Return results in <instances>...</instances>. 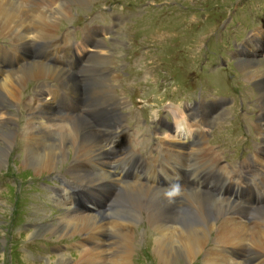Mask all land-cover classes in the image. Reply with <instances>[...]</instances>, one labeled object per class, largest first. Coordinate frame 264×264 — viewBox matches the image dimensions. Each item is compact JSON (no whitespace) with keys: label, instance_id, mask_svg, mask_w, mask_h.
I'll return each instance as SVG.
<instances>
[{"label":"rangeland","instance_id":"374dc122","mask_svg":"<svg viewBox=\"0 0 264 264\" xmlns=\"http://www.w3.org/2000/svg\"><path fill=\"white\" fill-rule=\"evenodd\" d=\"M61 2L69 4L71 2L72 4L73 0H63ZM69 10L71 11V16L65 22H62L61 19L59 23L60 30H58V35L61 37L69 35L67 39L64 36L62 37L64 45L66 43L67 46L74 43L76 45L79 41H84V35L88 28L89 30H99L98 26H100L102 27L101 32L115 31L114 34H103L102 37H99L100 40H97L96 43L101 41L99 44L100 50L88 48L89 52H85L87 54L85 58L83 54H79V56L88 60L91 57L89 54L98 51L103 54L107 53L106 56L114 57L115 63L110 66L118 75L115 89L118 96L125 102L119 112L123 110L126 114V119H132L128 121L129 130L125 137L129 144L126 146L130 152L132 148L135 149L138 152L137 155L147 161L148 164L154 166L164 165L177 158L172 153L170 158L167 159L164 149L158 146V141L161 137L158 136V132H164L161 124L164 120L171 121L173 116L174 122L172 126L174 130L177 131V128L183 130L182 123L184 122L180 123L181 121L175 118L174 112L181 110L180 108L186 107L188 104L192 105L194 97L204 89L230 96L233 93L232 87L240 86L245 100L248 101L247 108L253 105L254 109L258 107L255 104L260 102L256 101L254 91L243 86L238 74L233 69H228L229 66L228 68H211L207 66V57L203 54L205 48H209L218 57L217 55L231 48V45L241 43L248 36L255 43L262 44L264 38L258 33L261 34L264 23L258 17L264 14V0H91L88 4L71 5ZM58 17L61 18L60 16ZM51 41H44L46 46L42 48L44 57L52 53L57 54L54 49H56L58 40L56 39L52 42L55 44L54 48L51 47ZM246 42H243V44ZM6 46L13 50L10 38H0V47L5 48ZM81 46L84 47V44L82 43ZM250 48L253 47L250 45ZM38 52H41L40 48L36 49V53ZM33 53H35L34 50ZM36 61L38 60L36 59ZM262 61L264 62V55ZM262 61L248 60L251 65L253 63L256 64L260 70H258L260 72L259 77L257 76L254 79L253 77L248 78L246 74L241 72L243 68H240V60L235 58L241 77L245 78L256 90L257 86L264 85V65H262ZM72 64L68 63V66L70 67ZM86 65V61H84L75 72H69L71 74L75 73V78L72 80L68 78L62 80L49 78H42V80H37L38 78L35 80L28 79L20 87L22 102L20 100L17 105L11 107V117L10 113H5L6 119L12 120V122L6 124L7 127L6 125L4 126L5 129L11 128L19 138L17 137V141L15 138L13 148H11V152L9 151L8 163L6 162L5 168L0 171V264H46L50 259H53L52 262L54 264H87L81 260L77 261L82 250L89 249L86 246L81 247L83 245L80 244L83 240L81 237L73 235L69 237L67 235L62 239H56V236L49 234L47 236L45 233L43 234V231H38L42 224H54L57 219H62L64 212L68 209L72 214L85 215L82 213H86L82 210L74 212V205L71 200L64 201V203L62 202L63 200L59 201L61 200V195L58 192L62 191L63 188H71V186L63 184L62 181L66 178L71 179L70 174H68L70 178L66 177L69 165L64 166L59 173L37 175V177L30 174L32 170L22 165L23 156L28 150V145L31 144L24 134L28 126L26 118L30 114L24 104L33 105L34 102L38 103L36 98H39L38 93L44 83H50V88L54 90H58V87H61L72 91L67 85L69 82L75 85L76 79L83 78ZM16 66L19 67L18 65ZM62 68L67 69L66 66ZM81 69L83 70L82 72ZM230 70H233V72H230ZM103 71H105V75H108L109 68H104ZM232 73L235 76L231 77ZM246 81L244 82L247 83ZM220 87H223V89ZM85 91L86 87L84 84L80 87V91L76 90L74 92L79 94L74 99H71V95L61 94L63 96L59 99L55 115L63 116L67 113L73 116L75 122L82 117L93 126L88 116L93 111L86 107L89 97ZM90 91L91 95H93V92L95 93L94 88H91ZM0 93L2 95V91ZM257 93L259 98L262 97L264 99L260 92L257 91ZM95 95H101L100 98L96 99L97 101L107 99L103 94L95 93ZM75 99L78 102L77 108L74 107ZM170 105L172 106L169 109ZM99 109L103 108H97V110ZM164 111H167V113H164ZM251 112H253L252 116H255L256 113L253 109ZM1 113L2 110H0ZM226 120L227 122L224 123ZM216 121H218L215 123L216 128L210 129L209 132L210 141L208 143L213 148L208 152L211 154L209 158L221 155L223 160H227L230 164L233 162L231 164L233 167H237L242 161L250 159L254 152L248 153L245 148H253L254 142L255 146L258 142L262 143L256 132H252L254 131L252 130L254 122L250 121V117L242 115L239 111V106L235 103L229 110L222 112ZM188 128L189 131L186 132L187 136L185 139H190L189 136L192 135L193 129L206 131V127L201 125ZM136 132H139L140 135H137ZM131 135L135 137L134 144H131ZM247 136L249 137L248 139ZM170 138L179 139L180 137L178 138L174 135L170 136ZM231 138L239 139L238 142H232L231 144L232 147H237V151L233 154L224 152V149L228 148L226 143ZM206 143L204 144L207 146ZM0 144L2 143L0 142ZM119 147L123 148V144L120 143ZM183 159L190 160L192 166L197 162L195 154ZM144 160L141 161L143 163L141 169L146 175V171L151 170L144 164ZM208 161L211 162L213 160L208 159ZM197 163L199 168L202 161ZM87 165H89L88 168H86ZM87 165L80 162L77 164L80 170L97 174L95 170L91 169L96 168L95 165ZM245 174L240 178L229 180V182L253 191L258 195H264V193H260L254 188L257 182L259 187L264 186V172L261 167ZM258 180L262 181L259 182ZM152 181V179L147 178L146 184L149 185ZM44 184L51 185V187H47ZM101 196L105 203L107 197ZM156 202L154 199L153 207L157 206ZM4 203L5 208L1 210ZM114 205L115 202L108 211L115 210L118 207ZM153 207L144 209L153 211ZM141 212L139 211L137 214ZM227 213L230 214L229 211ZM43 215L47 216H45V221L41 222V216ZM67 215L70 216V213H67ZM121 217L125 221L127 220L126 222L132 220L126 216ZM259 217L264 219V215ZM114 218L110 221L108 220V223L118 222L117 225L124 223L122 219ZM141 222L142 220L137 222L135 227L130 226L132 222L127 225L128 228H133V235L137 237L135 240L138 243H142L141 245H135L131 256L133 257L132 264H158L153 256L154 244L158 235L150 232L146 234L145 221ZM177 224H180V222ZM105 227L107 234L109 231L114 232L113 228L109 227V224L106 223ZM100 231L99 229L100 236L106 241L105 246H103L106 252L102 254V264H115V259L118 260L116 264H122L116 258L120 251L124 253L121 248L122 240L117 238L114 233L115 236L113 235V237L110 235L102 236ZM99 241L101 240L99 239ZM44 243L52 246L51 252L49 249H43ZM122 247L125 248L123 245ZM24 260H28V262H24ZM194 264H201V261L197 259Z\"/></svg>","mask_w":264,"mask_h":264},{"label":"bare ground","instance_id":"6f19581e","mask_svg":"<svg viewBox=\"0 0 264 264\" xmlns=\"http://www.w3.org/2000/svg\"><path fill=\"white\" fill-rule=\"evenodd\" d=\"M61 1L63 0H0V38H10L13 50L19 53L16 57L18 60L11 64L0 60V91H2V95L0 93V110H2L0 114V142L2 143L0 144V171L5 168L9 159V151L11 152L15 138L17 141L18 137L11 128L5 129L4 126L8 122H12V120L6 119L5 113H10L11 117V107L17 105L18 101L21 100L20 87L23 86L22 84L28 79L35 80L36 78H38L37 80H42V78L52 80L68 78L72 80L75 78V73L71 74L67 69L62 68L65 66L64 61H50L45 58L46 56L44 57L42 54V48L46 47L44 45L45 40H52V43L59 38L63 41L60 39L61 36L58 35L59 23L61 19L62 22H65L71 16L69 10L71 5L88 4L91 0H73L72 4L71 2L69 4ZM102 33L104 34L105 31L89 30L88 28L84 35V47L81 46L80 49L79 46V49L81 51L86 50L85 52L88 51V48L100 50L101 47L96 41L99 40L98 37ZM63 36L67 39L69 35ZM52 44L51 47L54 48L55 44ZM64 46H67V43ZM68 46H72V44H68ZM246 46L249 50L250 45ZM262 47H264V42ZM34 48H40L41 52L33 53ZM8 50L6 47H0V54H6ZM106 54L98 51L93 55L89 54L91 57L86 61L84 79H76L75 85L71 82L67 85L72 91H80V87L85 84V92L89 97L86 107L90 111L92 110L98 118V125L95 126V129L82 117L76 119L75 122L74 118L69 120L68 116L60 118L49 114L53 111L54 104L50 103L46 97L54 94V98L57 100L59 94L58 90L50 88V83L42 84L38 93L39 98H36L37 104L35 102L33 105L24 104V107L30 112L29 117L26 118L28 126L24 134L31 144L28 145V150L23 156L22 165L32 170L30 174L37 177V175L59 173L68 164L66 177L70 178L68 175L70 174L71 179L61 180L63 184L72 187L69 190L63 189L64 196L70 199L72 197L70 190L88 185L90 189L86 186V190L97 194L99 198L94 204L95 210L82 213L85 215H77L72 214L68 209L64 212L65 214L63 213L62 219H55L54 224L46 223L45 225L44 223L38 231H43V234L45 233L47 236H56V239H62L67 235L69 237L72 235L81 237L83 239L80 242V244H83L81 247L86 246L89 249L82 250L77 261L81 260L87 264H102L103 262L102 254L106 252L103 246H105L106 241L100 236L99 229L102 236L110 235L113 237L116 234L117 238L122 240L121 248L124 250V253L120 251L116 258L122 264H132L133 257L131 256L135 245H141L142 243L135 240L137 237L133 235V228H128L127 225L132 222L130 226L135 227L137 222L142 220V222L145 221L146 234L150 232L158 235L153 249V256L158 264H194L197 259L201 261V264H264V219L259 217L264 215V207L254 209L251 206L234 204L230 202L229 198L221 199L212 196L210 194L211 189L200 191L185 188L183 192L169 189L161 190L145 185L141 178L140 181L136 182H121L127 172L119 170L117 166L124 167L122 166L124 163L129 166L131 162L138 164L135 165L136 169L141 166L137 157H135L138 152L133 148L131 152L124 148L129 144L125 137L127 131L124 129L127 127L124 123L126 114L123 110L119 112V109L125 105V102L118 96L115 89L118 75L110 66L115 63L114 57L106 56ZM69 56V53H67V57ZM249 64L250 62L246 60L240 61V68H243L241 72L246 74L248 78L253 77L256 79L260 74V70L256 64ZM16 65L20 66L13 67ZM107 67L109 68V74L105 75L103 69ZM6 70L12 71L7 72ZM100 83L101 85H99ZM91 88H94L95 93L103 94L107 99L97 101L96 99L100 98L101 95H95L94 92L91 95ZM257 91L264 96V85L257 86ZM257 101L260 103L255 109L264 107L262 97ZM97 108H103V110L100 111ZM84 110L86 111V109ZM260 114L262 116L257 119V127L253 126V130L264 143V111L260 110ZM174 115L178 121H181L180 123L184 122L182 123L183 130L177 128L175 132L177 133L175 137H180L179 139L173 138L167 142L163 140V142H166L164 147H169L171 152L185 150V147L190 149L188 141L193 136L196 137L199 130L193 129L192 135H188L190 139H185L186 132L189 131L188 127H194L195 125L206 127L210 125L209 120H198L195 116H190L186 120L181 110H176ZM220 115L221 113L218 116L220 117ZM203 132L205 131L200 130V134ZM136 134L140 135L139 132H136ZM167 137L169 135L164 138ZM134 142L135 137L131 135V144H134ZM120 143L123 144V148L119 147ZM206 144L207 146L205 144L197 146L188 153H178V156L187 158L195 154L196 161H202L200 167L203 169L218 167L221 162L220 156L209 158L211 154L208 152L213 148L209 143ZM256 146L259 155L264 156V145L258 143ZM208 159L213 161L209 162ZM260 160V167L264 168V157ZM79 162L85 165L97 166L99 169V171L97 170L98 174L80 170L77 166ZM197 162L194 163L193 167H198ZM86 168H88V165ZM162 173L168 175L169 169ZM202 174L204 179H208V172L202 171ZM137 176L140 177L138 173ZM159 176H161V173L158 171L152 174L153 179ZM227 180L225 177L222 178V181ZM222 181L215 189L223 192L230 191L229 186H226ZM197 184L198 181L196 180L193 185ZM118 188H121L120 192ZM221 191L218 192L217 190L218 196L223 193ZM107 193H110V198L112 196L115 199V205L118 207L115 210L112 209L99 214L106 206V202L104 203L101 195L108 197ZM154 199L157 201V206L153 207ZM59 201L61 202L62 199ZM2 207L1 210H4L5 203ZM146 207H153V211L145 210ZM139 211L142 212L137 214ZM228 211L230 214L227 213ZM251 212L254 213L249 216ZM67 213H70V216ZM45 216L47 215L41 216V222L45 221ZM121 216H126L133 221L126 222L127 220L125 221ZM113 217H115L114 219H122L124 223L120 225H117L118 222L108 223ZM235 217H238V220H235ZM243 217H252L256 219L257 223L250 227L246 222L242 223L240 221ZM49 221L51 222V220ZM178 222L180 224H177ZM106 223L109 224L110 228H113L114 234L110 231L108 234L106 233ZM224 247L238 249L239 256L237 258L230 257L223 252ZM52 261L53 259H50L46 264H54ZM117 261L115 259L114 263L116 264ZM24 262H28V260H24Z\"/></svg>","mask_w":264,"mask_h":264}]
</instances>
